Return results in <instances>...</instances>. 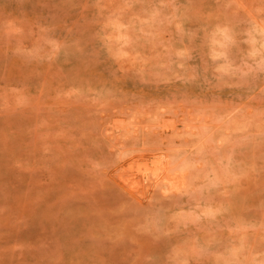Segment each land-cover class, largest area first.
<instances>
[{"label": "rangeland", "instance_id": "374dc122", "mask_svg": "<svg viewBox=\"0 0 264 264\" xmlns=\"http://www.w3.org/2000/svg\"><path fill=\"white\" fill-rule=\"evenodd\" d=\"M0 264H264V0H0Z\"/></svg>", "mask_w": 264, "mask_h": 264}]
</instances>
